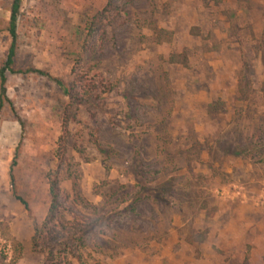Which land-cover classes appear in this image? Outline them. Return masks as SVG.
<instances>
[{
    "label": "rangeland",
    "instance_id": "374dc122",
    "mask_svg": "<svg viewBox=\"0 0 264 264\" xmlns=\"http://www.w3.org/2000/svg\"><path fill=\"white\" fill-rule=\"evenodd\" d=\"M13 68L63 87L6 74L0 264H45L50 179L85 229L72 264H264V0H24Z\"/></svg>",
    "mask_w": 264,
    "mask_h": 264
},
{
    "label": "trees",
    "instance_id": "16d2710c",
    "mask_svg": "<svg viewBox=\"0 0 264 264\" xmlns=\"http://www.w3.org/2000/svg\"><path fill=\"white\" fill-rule=\"evenodd\" d=\"M24 0H13L11 17L9 23V34L12 39V44L9 49L6 61L2 68L0 69V95L2 98L6 97V83H7V73L13 75L16 74H37L42 77H46L53 82H55L60 87H63L59 80L52 78L48 73L39 70H28V71H15L14 59L16 55V42H17V24L18 17L21 9L22 2ZM107 12L97 14L89 23V32L92 34L94 31L102 25L103 21L107 19ZM169 62L171 64H181L183 66L187 65V58L185 55H171ZM68 94L67 90H64ZM89 98H79L78 94H75L73 101L78 102V105H83L90 100ZM78 105L71 104L67 108V120H72L76 118V113L78 111ZM3 108V100H0V112ZM13 163V167L15 166ZM10 185L13 190L14 198L19 201L26 209H28L27 203L17 196L15 192V181L14 175L11 171L10 173ZM49 188L51 195V206L48 211V215L45 221L41 225L34 226V234L32 237V250L34 252L45 253L46 259L45 264H72L71 261L77 259V255L80 250V243L83 239L84 230L78 225H59L58 217L60 216L62 203H61V190L59 182L57 179L49 180ZM14 247L17 251L22 253V246L19 243L14 242Z\"/></svg>",
    "mask_w": 264,
    "mask_h": 264
}]
</instances>
